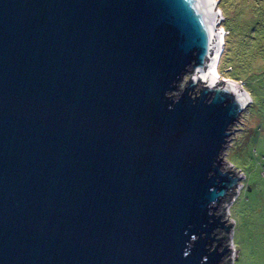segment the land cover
<instances>
[{
  "label": "water",
  "instance_id": "95a60500",
  "mask_svg": "<svg viewBox=\"0 0 264 264\" xmlns=\"http://www.w3.org/2000/svg\"><path fill=\"white\" fill-rule=\"evenodd\" d=\"M218 15L0 0V264L231 262L219 205L242 174L223 151L250 98L202 78Z\"/></svg>",
  "mask_w": 264,
  "mask_h": 264
},
{
  "label": "rangeland",
  "instance_id": "374dc122",
  "mask_svg": "<svg viewBox=\"0 0 264 264\" xmlns=\"http://www.w3.org/2000/svg\"><path fill=\"white\" fill-rule=\"evenodd\" d=\"M218 8V27L226 31L219 81H233L250 95L223 151V166L242 174L241 188L219 205L233 223L228 264H264V0H218ZM188 74L173 92L187 84Z\"/></svg>",
  "mask_w": 264,
  "mask_h": 264
},
{
  "label": "bare ground",
  "instance_id": "6f19581e",
  "mask_svg": "<svg viewBox=\"0 0 264 264\" xmlns=\"http://www.w3.org/2000/svg\"><path fill=\"white\" fill-rule=\"evenodd\" d=\"M212 1L215 3V6L217 8L218 0H212ZM216 10H217V13L219 14L217 16V18L220 20L223 17L221 9L218 8ZM218 30H219V37H220L219 49L216 50V52L214 53V60L211 62L210 67L202 75V78L204 80H207L208 78L213 77V82L219 81L221 79L219 71H218V65H219V61H220V58H221V54L223 53L224 46H225V34H226L225 28H223V26L222 27H218ZM229 82L232 85H234L237 88H239L238 84L234 83L233 81H229Z\"/></svg>",
  "mask_w": 264,
  "mask_h": 264
},
{
  "label": "flooded vegetation",
  "instance_id": "af4514ba",
  "mask_svg": "<svg viewBox=\"0 0 264 264\" xmlns=\"http://www.w3.org/2000/svg\"><path fill=\"white\" fill-rule=\"evenodd\" d=\"M222 18L219 20L221 22ZM189 73V72H188ZM190 74V73H189Z\"/></svg>",
  "mask_w": 264,
  "mask_h": 264
},
{
  "label": "crops",
  "instance_id": "0c3cea01",
  "mask_svg": "<svg viewBox=\"0 0 264 264\" xmlns=\"http://www.w3.org/2000/svg\"><path fill=\"white\" fill-rule=\"evenodd\" d=\"M248 93V92H247ZM249 94V93H248ZM249 97H250V95H249Z\"/></svg>",
  "mask_w": 264,
  "mask_h": 264
}]
</instances>
